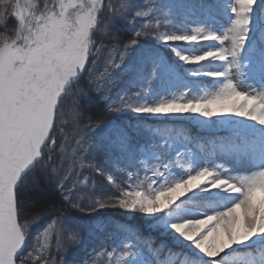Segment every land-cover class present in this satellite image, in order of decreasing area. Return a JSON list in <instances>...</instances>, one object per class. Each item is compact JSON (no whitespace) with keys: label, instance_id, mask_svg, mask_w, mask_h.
Returning a JSON list of instances; mask_svg holds the SVG:
<instances>
[{"label":"snow or ice","instance_id":"obj_1","mask_svg":"<svg viewBox=\"0 0 264 264\" xmlns=\"http://www.w3.org/2000/svg\"><path fill=\"white\" fill-rule=\"evenodd\" d=\"M0 264H264V0H0Z\"/></svg>","mask_w":264,"mask_h":264},{"label":"trees","instance_id":"obj_2","mask_svg":"<svg viewBox=\"0 0 264 264\" xmlns=\"http://www.w3.org/2000/svg\"><path fill=\"white\" fill-rule=\"evenodd\" d=\"M9 27H12V25L10 24ZM103 43L109 44V43H114V42L104 41ZM102 52H103V50H102ZM129 115H135V114H129ZM68 120H69V122L64 126V134L69 137L68 144H69V152H70L71 151V146L74 145V140H72L71 137L74 135L75 129H74V127L71 124L70 117L68 118ZM169 125H171V124H169ZM158 126H160V125H158ZM162 126H165V125H162ZM110 211H114L117 214L119 213L116 210H110Z\"/></svg>","mask_w":264,"mask_h":264},{"label":"rangeland","instance_id":"obj_3","mask_svg":"<svg viewBox=\"0 0 264 264\" xmlns=\"http://www.w3.org/2000/svg\"><path fill=\"white\" fill-rule=\"evenodd\" d=\"M155 127H158V126H155ZM116 211L119 212V210H116ZM33 242H35V240ZM52 243H53V246H54L55 241L53 240Z\"/></svg>","mask_w":264,"mask_h":264}]
</instances>
